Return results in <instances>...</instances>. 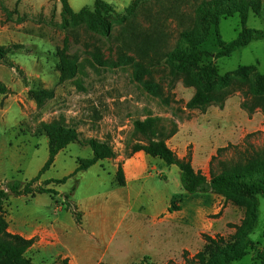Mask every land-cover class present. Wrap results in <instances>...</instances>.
I'll list each match as a JSON object with an SVG mask.
<instances>
[{
  "label": "rangeland",
  "instance_id": "374dc122",
  "mask_svg": "<svg viewBox=\"0 0 264 264\" xmlns=\"http://www.w3.org/2000/svg\"><path fill=\"white\" fill-rule=\"evenodd\" d=\"M68 1L75 13L83 15L77 25L71 17L63 16L61 0H0V45L23 46L12 49L6 58L22 73L0 63V81L8 90L0 94V189L11 182L24 185L38 176L49 156L44 126L53 122L75 128L79 139L57 155L35 186L73 174L78 160L92 157L87 145L90 139L109 144L115 157L77 173L63 185H49L58 196L9 197L4 208L10 232L36 237L37 244L27 253L33 264H63L65 251L79 259L87 255L86 260L94 263L105 249L107 257L98 264H183L184 257L203 250L204 235H233L231 226L240 224L244 210L218 197L213 203L220 208L219 213L189 219L187 226L177 222L155 226L153 216L167 211L170 199L177 200L180 209L183 203L189 214L203 201L198 195L185 193L179 169L160 159H156L161 164L157 171H163L165 177L152 172L140 195H134L135 185L131 193L119 189L115 169L127 160L135 143L133 123L147 117L175 121L178 127L183 126L180 138L195 143L204 157L209 152V134L214 148L242 144L248 134H255L252 143L264 146V115L242 110L241 93L233 94L223 110L216 106L205 113L189 110L186 104L194 89L185 87L181 80L172 81L162 66L163 54L174 46L195 6L208 0H103L113 7L105 15L113 27L110 38L87 29L95 0ZM136 4L142 13L135 21L141 19L147 28L153 24L157 32V49L148 57L137 53L135 46L124 49L131 36L128 9ZM246 26L264 31V2L260 15L249 14ZM241 31L238 15L220 24L226 43L237 39ZM66 39L68 54L77 67L72 79H62L60 69L59 53ZM215 45L212 38L203 48L215 54L219 51ZM140 64L143 70H139ZM216 65L223 75L242 66L264 75V40L216 60ZM191 149L189 146L187 152ZM66 196L83 215L87 213L84 230L77 228L74 216L67 211ZM256 199L258 212L250 239L260 244L233 264L261 263L258 253L264 251V197ZM50 224L57 228L59 240L54 248L40 252V237L35 231ZM82 251L86 253L80 256Z\"/></svg>",
  "mask_w": 264,
  "mask_h": 264
},
{
  "label": "trees",
  "instance_id": "16d2710c",
  "mask_svg": "<svg viewBox=\"0 0 264 264\" xmlns=\"http://www.w3.org/2000/svg\"><path fill=\"white\" fill-rule=\"evenodd\" d=\"M63 16H69L75 25L82 18V13H75L68 0H61ZM264 0H208L202 1L193 9L189 22L179 32L174 46L165 52L161 62L164 69H168L172 81L181 80L187 88L194 89V95L186 104L189 110H199L205 113L211 106L223 110L227 100L235 93H241L243 101L241 108L249 115L260 111L264 115V75L251 67H239L231 74H221L216 60L230 57L235 51L248 46L253 41L264 40V31L249 29L246 24L250 13L260 15ZM140 8L136 5L128 9V29L130 38L124 43V49L137 48V53L149 56L157 49V34L153 24L149 28L135 20L139 18ZM113 7L103 0H95L94 10L88 16L87 29L103 37L110 38L112 24L106 20L105 15L112 12ZM238 15L241 19L242 31L237 39L226 43L220 32L222 20ZM187 20V21H188ZM151 29V30H149ZM214 39L217 53L205 50L203 46ZM138 40V42H137ZM23 46L15 45L5 47L0 45V63H6L10 68L16 66L7 62V55L12 49ZM152 50V51H151ZM62 79H72L76 76L77 67L68 54V40L64 41L62 51L59 53ZM17 68V71L22 73ZM143 70V65H139ZM7 88L0 81V94H7ZM42 95L52 97L51 93L41 92ZM38 101L41 96L36 95ZM135 143L127 159L138 152H144L152 158L162 160L168 166H175L180 171L182 189L189 195L210 193L220 196L225 203L244 210V217L240 224L232 225L235 233L229 237L204 235L205 246L203 250L193 257H184L183 264H233L248 256L249 251L256 248L250 239L258 212L257 196L264 197V146H256L250 140L255 134H248L242 144H229L219 147L209 163V176L202 171H196L192 163V152L181 158L168 145L178 132L179 127L175 121L160 117H147L133 123ZM48 137V159L38 176L26 184L11 182L6 189H0V264H33L27 256L28 251L35 245L36 238L27 239L19 234L10 232L9 222L6 218L4 204L11 196H36L47 194L58 196L59 192L49 185H63L77 173L87 171L99 162L112 159L115 153L112 147L95 139L87 141L92 150V157L78 160L76 171L60 180H47L35 186L42 175L55 163L57 155L70 144L78 141L79 135L75 128L53 122L44 126ZM116 184L126 186L122 165L116 172ZM67 211L74 216L77 225H81L82 213L77 206L66 196ZM173 200L168 208L169 213L180 211ZM264 238V233H263ZM260 264H264V251L258 253ZM63 264H68L64 260Z\"/></svg>",
  "mask_w": 264,
  "mask_h": 264
},
{
  "label": "crops",
  "instance_id": "0c3cea01",
  "mask_svg": "<svg viewBox=\"0 0 264 264\" xmlns=\"http://www.w3.org/2000/svg\"><path fill=\"white\" fill-rule=\"evenodd\" d=\"M191 124V123H190ZM189 124H186V126ZM183 126L179 127V132L168 141L169 147L178 154L179 157L184 158L188 152L189 146H192V163L193 167L196 171H202L204 174H208L209 172V163L211 161V158L215 155L216 150L220 147H213L214 143L211 139V135L209 134V139H208V145H209V152L202 157L197 150V145L193 143L192 141H187L184 142L180 138V132L182 130ZM158 158H152L148 155H146L144 152H138L135 155H133L131 158L127 159L122 163V168L124 172V177L126 181V186L120 187L119 189L122 192H129L131 193L132 186L135 185L133 192L135 194H141L143 185L146 181L151 179L153 177L152 172L156 171L157 175H161L165 177V174L162 172L159 173L158 168L161 167V164L158 160ZM117 169H115V176H116ZM116 181V179H115ZM56 190V189H55ZM57 191V190H56ZM127 192V193H128ZM198 195L199 198L203 201V203L195 204L196 208L192 211V213H188V210L186 206L184 207V204H181L182 209L180 211L175 212V213H169L168 208L170 207V204L166 203L167 206V211L165 210L163 213L160 214H155L153 216V224L155 226H164L165 224L168 223H179L180 225L187 226L188 225V220L189 219H200L204 214L210 213L212 211H217L219 213L221 210L220 208L217 209L213 203L215 199L222 198L220 196H216L210 193H205V194H195ZM223 199V198H222ZM166 202H168L167 199ZM172 202L174 199H170ZM80 211V210H78ZM82 213V220H81V225H77L75 220V225L77 228L84 230V222L86 221L88 215L87 213L80 211ZM179 214V216H176L175 214ZM84 218V219H83ZM100 221L103 223V218L101 217ZM101 223V224H102ZM123 223L121 224V226ZM34 231V230H33ZM17 234V233H16ZM93 234V233H92ZM96 234V233H94ZM21 235V234H19ZM35 235H38L40 237V241L38 242V247L41 249L40 252H46L49 251L50 249L54 248L57 244V240H59V233L57 232V228L53 227L52 224L50 225H44L40 226L36 229ZM22 236V235H21ZM34 236V235H33ZM25 237L27 239H32L36 237ZM98 236V235H97ZM97 236L94 235L93 238L97 239ZM24 237V236H23ZM37 244V241L35 245ZM34 245V246H35ZM100 251V250H97ZM66 252V253H65ZM62 255V258L64 260L68 261V264H98L102 262L104 259L107 257V249L103 250L101 253V256L95 260L94 263H90L86 260L87 255H84L86 252L82 251L80 253L82 258H77V256L72 255L69 251H65ZM61 256V254H60ZM59 258V257H58Z\"/></svg>",
  "mask_w": 264,
  "mask_h": 264
}]
</instances>
